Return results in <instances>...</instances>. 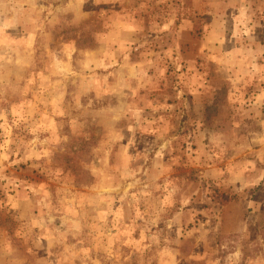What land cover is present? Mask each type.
<instances>
[{"label":"rangeland","instance_id":"1","mask_svg":"<svg viewBox=\"0 0 264 264\" xmlns=\"http://www.w3.org/2000/svg\"><path fill=\"white\" fill-rule=\"evenodd\" d=\"M0 264H264V0H0Z\"/></svg>","mask_w":264,"mask_h":264}]
</instances>
